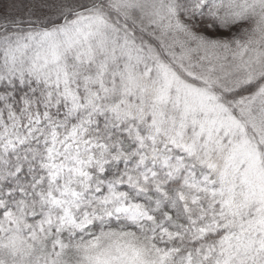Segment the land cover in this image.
I'll return each instance as SVG.
<instances>
[{
  "label": "snow or ice",
  "instance_id": "obj_1",
  "mask_svg": "<svg viewBox=\"0 0 264 264\" xmlns=\"http://www.w3.org/2000/svg\"><path fill=\"white\" fill-rule=\"evenodd\" d=\"M0 264H264V0H0Z\"/></svg>",
  "mask_w": 264,
  "mask_h": 264
}]
</instances>
